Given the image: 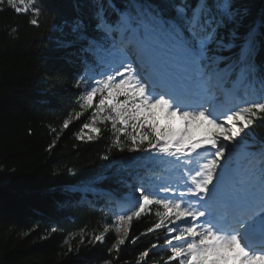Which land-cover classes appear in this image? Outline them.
Segmentation results:
<instances>
[{
  "label": "snow or ice",
  "instance_id": "1",
  "mask_svg": "<svg viewBox=\"0 0 264 264\" xmlns=\"http://www.w3.org/2000/svg\"><path fill=\"white\" fill-rule=\"evenodd\" d=\"M4 4L36 27L50 11L47 0H0V10ZM74 7L71 20L53 27L57 46L74 49L82 66L74 86L83 91L56 138L85 113L78 140H98L109 125L113 138L104 171L67 194L111 197L98 186L112 180L130 189L88 242L103 244L112 232L109 250L119 258L141 236L163 231L165 264H264V137L254 127H264V63L257 62L264 8L254 12L248 0H77ZM113 149L141 155L110 159ZM153 211L154 225L129 239L133 221ZM77 235L83 244L85 231L71 239ZM160 248L152 243L136 264Z\"/></svg>",
  "mask_w": 264,
  "mask_h": 264
},
{
  "label": "trees",
  "instance_id": "2",
  "mask_svg": "<svg viewBox=\"0 0 264 264\" xmlns=\"http://www.w3.org/2000/svg\"><path fill=\"white\" fill-rule=\"evenodd\" d=\"M76 2L47 0L50 11L39 17V27L29 23V15L17 14L6 4L0 10V166L11 172L0 184V264H136L139 252L152 243L161 248L155 256L150 253L147 264H165L170 252L163 247V231L141 236L119 258L109 250L115 239L112 233L103 244L88 242L87 233H99L105 222H112L118 198L130 189L112 180L98 186L112 192L111 197L88 193L81 199L80 193L67 194L69 186L104 171L109 161L101 157L113 138L109 125L102 126L98 140H78L75 134L88 113L56 138L69 112L78 110L83 91L74 86L82 66L71 55L74 49L57 46L53 27L77 14ZM248 2L254 12L264 8V0ZM13 28L17 33L9 35ZM257 62L264 63V50ZM254 127L264 137V127ZM140 155L113 149L110 159ZM157 219L153 211L136 221L131 238ZM82 229L83 244L78 235L71 239ZM66 239L69 243H64Z\"/></svg>",
  "mask_w": 264,
  "mask_h": 264
},
{
  "label": "rangeland",
  "instance_id": "3",
  "mask_svg": "<svg viewBox=\"0 0 264 264\" xmlns=\"http://www.w3.org/2000/svg\"><path fill=\"white\" fill-rule=\"evenodd\" d=\"M10 175H11V172H6L5 170H4V168L2 167V166H0V184L1 183H3V182H6L9 178H10ZM125 195H127L126 193L125 194H123L120 198H118V201H117V211L118 210H122L121 209V205H122V197L123 196H125ZM119 212V211H118ZM136 221H133V224L135 223ZM109 233H112V232H109ZM113 234V233H112ZM129 239H131V232H130V237H129ZM124 247H127V245H125ZM128 250H129V248H128ZM122 254L123 253H125V252H121ZM123 262V261H122ZM121 262V263H122ZM120 263V264H121Z\"/></svg>",
  "mask_w": 264,
  "mask_h": 264
},
{
  "label": "water",
  "instance_id": "4",
  "mask_svg": "<svg viewBox=\"0 0 264 264\" xmlns=\"http://www.w3.org/2000/svg\"><path fill=\"white\" fill-rule=\"evenodd\" d=\"M120 262H121V260H120Z\"/></svg>",
  "mask_w": 264,
  "mask_h": 264
}]
</instances>
